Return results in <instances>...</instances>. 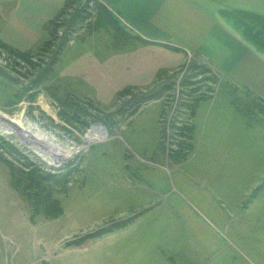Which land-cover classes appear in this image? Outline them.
Here are the masks:
<instances>
[{"label": "rangeland", "instance_id": "374dc122", "mask_svg": "<svg viewBox=\"0 0 264 264\" xmlns=\"http://www.w3.org/2000/svg\"><path fill=\"white\" fill-rule=\"evenodd\" d=\"M66 1L0 0V264H254L234 230L264 196L235 206L264 116L235 109L243 88L205 53L123 49L117 27L140 33L119 12ZM208 5L239 31L224 12L250 10Z\"/></svg>", "mask_w": 264, "mask_h": 264}, {"label": "crops", "instance_id": "0c3cea01", "mask_svg": "<svg viewBox=\"0 0 264 264\" xmlns=\"http://www.w3.org/2000/svg\"><path fill=\"white\" fill-rule=\"evenodd\" d=\"M100 1L111 11L119 12L122 22L128 26L132 25L135 31L144 37L161 44H173L188 53L194 51L205 53L219 71L225 72L239 86L247 87L264 100V54L257 51L237 28L208 5V3H212L218 7L220 3H230L238 8H246L264 14V0ZM67 4L68 0L64 6L61 5L59 13L63 12ZM145 45L166 48L157 44ZM172 51L175 52V55L171 57L177 58L183 55L182 59L178 57V61L185 60L187 57L182 51ZM172 63L176 62H170V64L168 61L158 62L157 75L162 74V69L172 66ZM207 110L208 114L211 110L209 108ZM245 121L248 122V118L245 117ZM212 140H208L209 145ZM207 152L210 153L211 150L208 149ZM257 179L254 185L249 187V191H253V196L248 204L238 203L235 206L240 211L253 210L258 199L264 196V167ZM233 215L236 214L230 210L228 216L233 218ZM256 230L260 233V237L257 236ZM234 233L235 236H248L249 259L254 264H264V217L252 220L243 229L234 230ZM242 244L244 247L246 246L244 243ZM239 250L244 249L241 250L239 247Z\"/></svg>", "mask_w": 264, "mask_h": 264}, {"label": "trees", "instance_id": "16d2710c", "mask_svg": "<svg viewBox=\"0 0 264 264\" xmlns=\"http://www.w3.org/2000/svg\"><path fill=\"white\" fill-rule=\"evenodd\" d=\"M71 1L68 0L67 8L71 6ZM226 15L230 16L235 25L240 29L242 36L250 42L257 51L264 54V14L253 11V10H235V11H228L224 12ZM121 30H117L118 36L121 38L124 44L123 49H133L136 48L138 45H145V44H157L163 45L164 47L175 50V51H182L184 54L187 55V51L183 50L173 44H161L159 42L153 41L148 37L141 36L140 34L131 33V30H128L127 27H117ZM122 31V32H121ZM120 33V34H119ZM2 46L6 49L9 48L6 46L5 42H1ZM197 52V51H194ZM245 92L244 98H237L232 96V104L234 105L235 109L239 112L248 113L250 114L252 111H256L257 113L264 116V100L257 96L253 91L248 89L247 87L241 86ZM157 93V95L153 99H159L162 96ZM158 97V98H157ZM148 101L150 98L147 99ZM252 103V104H250ZM247 104V105H246ZM248 105H253L252 109L247 108ZM250 111V112H249ZM137 108L135 107L131 113L132 115L136 114ZM163 113V110L162 112ZM187 131L191 134L193 131L191 128H186ZM124 226V225H123ZM123 226H116L113 229H118Z\"/></svg>", "mask_w": 264, "mask_h": 264}, {"label": "water", "instance_id": "95a60500", "mask_svg": "<svg viewBox=\"0 0 264 264\" xmlns=\"http://www.w3.org/2000/svg\"><path fill=\"white\" fill-rule=\"evenodd\" d=\"M3 120H5V122H6V121H7V122L10 121V120H8L7 118H3ZM43 250H44V247H43Z\"/></svg>", "mask_w": 264, "mask_h": 264}]
</instances>
